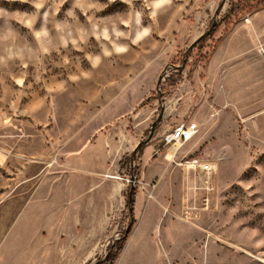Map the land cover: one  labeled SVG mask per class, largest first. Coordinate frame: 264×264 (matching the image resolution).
<instances>
[{"label": "rangeland", "instance_id": "1", "mask_svg": "<svg viewBox=\"0 0 264 264\" xmlns=\"http://www.w3.org/2000/svg\"><path fill=\"white\" fill-rule=\"evenodd\" d=\"M221 3L0 0L3 145L72 128L74 80L150 55L141 93L64 144L60 241L8 242L0 264H104L129 229L114 264H264V8L226 17ZM180 123L198 132L175 148ZM192 159L212 163L210 182L179 165Z\"/></svg>", "mask_w": 264, "mask_h": 264}, {"label": "crops", "instance_id": "2", "mask_svg": "<svg viewBox=\"0 0 264 264\" xmlns=\"http://www.w3.org/2000/svg\"><path fill=\"white\" fill-rule=\"evenodd\" d=\"M149 56L139 59L141 66H136L135 58L125 71L106 67L74 80L72 128L54 125L32 133H10L5 145L0 139V249L9 242L33 253L60 241V156L68 153L64 144L98 134L99 128L89 127L112 116L108 112L113 104L127 106L130 96L141 93L140 80L149 69L145 66ZM67 160L71 166V158Z\"/></svg>", "mask_w": 264, "mask_h": 264}, {"label": "built area", "instance_id": "3", "mask_svg": "<svg viewBox=\"0 0 264 264\" xmlns=\"http://www.w3.org/2000/svg\"><path fill=\"white\" fill-rule=\"evenodd\" d=\"M198 132V126L195 123H180L167 136L166 143L173 145V147H180L186 142L190 141ZM177 149L174 156L177 154ZM179 165L185 167L188 171L193 170L199 172L206 182H210V178L214 173V166L212 163L204 162L199 159L185 160Z\"/></svg>", "mask_w": 264, "mask_h": 264}, {"label": "trees", "instance_id": "4", "mask_svg": "<svg viewBox=\"0 0 264 264\" xmlns=\"http://www.w3.org/2000/svg\"><path fill=\"white\" fill-rule=\"evenodd\" d=\"M260 8H264V0H239L238 2H236L235 0H230V8L226 14V17L249 13ZM121 164L123 165L124 169H128L127 157L126 159L122 160ZM129 206L131 210L133 206V199L130 201ZM129 233L130 229L127 230L123 237L116 243V245L111 248L110 253L104 260V264H114L125 244L126 238L128 237Z\"/></svg>", "mask_w": 264, "mask_h": 264}, {"label": "water", "instance_id": "5", "mask_svg": "<svg viewBox=\"0 0 264 264\" xmlns=\"http://www.w3.org/2000/svg\"><path fill=\"white\" fill-rule=\"evenodd\" d=\"M225 1H226V0H222V3H221V5H220L219 9H221V8L223 7ZM218 13H219V10L217 11L216 14H218ZM215 25H216V21L213 23L212 28H213ZM208 34H209V32H207L205 35H202V36H200L198 39H196V40L194 41V43L191 45L190 49L194 48L195 45H197L198 42H199L204 36H206V35H208ZM154 126H155V125H153V127H152V131H151V133H150L149 138H148L147 141H150V140L152 139V137H153V131H154L153 128H154ZM140 146H141V143L137 146V148L135 149V152L140 148Z\"/></svg>", "mask_w": 264, "mask_h": 264}, {"label": "bare ground", "instance_id": "6", "mask_svg": "<svg viewBox=\"0 0 264 264\" xmlns=\"http://www.w3.org/2000/svg\"><path fill=\"white\" fill-rule=\"evenodd\" d=\"M110 177H112V178H116V177H114V176H110Z\"/></svg>", "mask_w": 264, "mask_h": 264}]
</instances>
